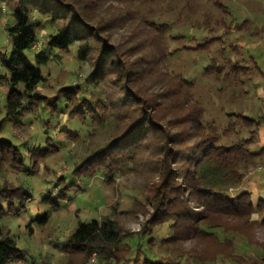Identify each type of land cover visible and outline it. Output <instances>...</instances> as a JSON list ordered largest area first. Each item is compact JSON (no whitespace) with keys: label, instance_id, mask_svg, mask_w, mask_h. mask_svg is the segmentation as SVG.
<instances>
[{"label":"trees","instance_id":"1","mask_svg":"<svg viewBox=\"0 0 264 264\" xmlns=\"http://www.w3.org/2000/svg\"><path fill=\"white\" fill-rule=\"evenodd\" d=\"M54 1L57 0H0V10L4 4L9 16L3 29L10 43L8 51L0 52V87L5 89L3 116L0 119V217L5 215L3 203L7 205V212L15 215L28 211L27 204L33 196L29 187L21 182L20 176H37L40 163L57 151L53 145L56 141L51 138L45 139L44 148L29 139L17 143L2 138L4 121L11 119L14 120L13 125L19 126L23 125L19 120L25 116L45 112L47 121L44 126L47 127L49 118L65 114L67 120L78 127L85 125V136L90 138L96 129H103L107 121L110 96L94 98L92 91V87L102 81L108 82L113 88L111 98L116 99L115 103L128 107L127 118L135 123L124 134L126 136L131 131L132 138L126 144L128 147L125 144L121 146L118 145L121 135L114 132L109 142L88 150L78 161L75 155L70 156L74 162L72 175L87 180L94 177L110 180L129 163V157L119 151L127 150L132 139L142 146L150 136L156 140L158 138L164 157L159 162V181L151 190L155 213L148 234L151 235L155 227L166 224L169 235L160 240L159 247L162 249L179 242L182 237L191 238L199 244L204 239L213 238L218 246L214 251H208L203 246L198 252L184 253L178 250L170 256L153 254L151 247L154 242L151 237L146 242L150 248L147 251L140 249L141 236L146 231L122 233L115 219L103 216L79 222L63 237L51 241L50 249L32 255L28 248L17 245L8 227L0 224V264H32L33 261H37L36 264H50L53 256L60 260L66 256L68 261L72 257H80L82 263L89 262L95 256L96 264H218L223 257H226V264H255L259 261V264H264L263 246L245 237V228L254 227L255 222L264 224V212L261 211L263 200L260 199L253 206L249 192H241L236 196L227 193L228 185L236 186L244 177L240 170L246 171L250 165L254 166L255 158L264 153V148L258 151L252 149L258 143V131L264 117L253 112V117L241 112H230L225 126L215 120H205L203 106L192 93V79L181 74L169 80L171 77L165 74L168 88L163 98L166 103L158 112L176 116H172L164 125H159L151 107L137 101L135 95L129 92L127 83L135 82L140 74L133 72L131 66L123 64L111 48L105 45L96 47L97 31L79 18L72 7L57 1L56 8H52L50 3ZM217 5L221 7L219 3ZM243 22L235 24L236 30L249 32L246 31L249 24ZM42 29L49 34L44 47L31 62L25 52L38 43L39 31ZM212 42L199 43L195 49L208 51ZM151 44L152 56L157 58H165L178 50L169 52L161 44L157 47L154 42ZM71 47L75 49L78 61L96 55L92 71L81 82L58 88L52 97L47 98L39 91L45 81L41 67L49 61L61 60V54ZM238 47L231 44L227 46L232 53H237ZM217 53L218 57L210 59L203 71L214 77L220 86L218 91L230 89L231 98L236 99L245 93L244 90H238L244 78L250 80V75L256 72L260 74L261 71L251 57L248 60L253 67H249L243 58L236 60L235 56H227L224 47ZM60 106L62 112H58ZM235 118L238 124L231 121ZM144 128H148L147 132L139 136L138 130ZM173 128H180V131L172 132L170 129ZM232 132L235 140L229 138ZM67 137L74 140L76 136ZM191 138L194 141L188 145ZM8 175L14 176V183L7 181ZM57 180L59 183L64 179L58 177ZM71 186L63 183L54 195L44 196L41 203L56 210L59 201L67 200V190ZM188 198L201 211L189 210ZM253 213L262 216L259 222L249 221ZM48 217L46 213L36 219L39 228L48 221ZM221 217L240 219L241 225H230ZM30 224L26 225L29 230ZM234 236L240 237L239 244H235L238 254L232 252ZM133 245L136 247L133 248Z\"/></svg>","mask_w":264,"mask_h":264},{"label":"rangeland","instance_id":"2","mask_svg":"<svg viewBox=\"0 0 264 264\" xmlns=\"http://www.w3.org/2000/svg\"><path fill=\"white\" fill-rule=\"evenodd\" d=\"M57 1L66 7H72L79 18L97 31L96 47L105 45L111 48L121 58L123 64L131 66L133 72L140 74L135 82L127 83L129 92L135 95L137 101L147 104L148 108L151 107L154 111L153 117L159 125H164L166 121L176 116L172 114V117L171 114L158 112L160 107L166 103L163 98L168 88L165 85L167 83L165 74H169L171 77H168L169 80H173L174 75L181 74L192 79L194 83L192 93L203 106L205 120H215L216 123L225 126L228 121L227 114L230 112H241L251 117L253 113H257L262 118L264 117V0ZM57 1L50 3V6L56 8ZM13 3L15 2H11ZM218 3L221 7L217 5ZM1 7L0 52L3 53L10 48L8 36L3 29L9 16L4 4ZM243 21L249 24L246 29L249 32L236 30L235 24H242ZM48 34L45 29L40 30L38 43L33 49L25 52L31 62H34V55L44 47ZM210 41L213 42L208 51L195 49L199 43ZM152 42L156 47L161 44L166 51L173 52L175 49L179 51L166 55L165 58H157L152 56ZM229 44L239 45L237 53H232L227 48ZM221 47L225 48L227 56H235L236 60L243 58L249 67L253 65L248 59L253 58L261 71L260 74L256 72L255 75H250V80L244 78L245 81L238 90H244L245 93L236 99L231 98L232 90L230 89L224 88L223 91H218L220 86L214 77L203 71L210 59L218 57L217 50ZM61 55V60L55 58L56 60L49 61L46 66L41 67L45 81L39 91L47 98L52 97L58 88L85 79L92 71L96 56L93 54L85 61H78L73 47ZM112 90L108 82L102 81L98 86L92 87L94 98L95 96L102 98L110 96V106L107 105L109 110L105 127L96 129L90 138L85 136L87 134L85 125L78 127L67 120L65 114H57L49 118L47 127L44 126L47 121L45 112L25 116L23 120H19L23 123L19 126L13 125L14 120L4 121L2 138L17 143L20 140L29 139L31 142L36 141L42 148L45 147V139L51 138L56 141L53 145L57 151L40 163L37 176L27 174L20 176L21 182L29 187L33 196L27 204L28 211L15 215L7 212V205L3 203L5 204V206L2 204L5 215L0 217V224L8 227L17 245L28 248L32 255H39L50 249L51 241H55L57 237H63L79 222H87L103 216L115 219L122 233L135 234L146 231L141 236L140 249L147 251L150 248L146 242L151 237L154 242L151 247L153 254L175 255L178 250L184 253L198 252L203 246L208 251H214L218 244L213 238L204 239L199 244L191 238L182 237L179 242L163 247L166 249L160 248V240L169 235L166 224L155 227L151 235L148 234L155 213L151 202V190L159 181V162L164 157L158 144V138L156 140L150 136L146 144L142 146L132 139L127 150L119 151L129 157V163L110 180H103L100 177L87 180L72 175L74 162L69 158L70 156L75 155L78 161V158L80 159L88 150L109 142L114 132L121 135L118 145H126L132 138L131 131L126 136L124 133L131 130L135 121L127 118V106H119L115 103L116 99L111 98ZM4 102L5 89L0 87V119L3 116ZM59 111H63L61 106ZM231 121L238 124L237 118ZM262 126L264 127V118ZM147 129H140L141 132L138 130L139 136L147 132ZM170 130L179 132L180 128ZM67 135L76 137L73 140ZM261 137L264 138L263 135ZM229 138L235 140L233 132ZM193 141L192 138L189 139L188 145ZM252 149L258 151L260 148L254 146ZM240 171L244 173V177L238 185H228L227 193L230 196H236L241 192H249L253 206L260 199L263 200L261 211L264 212V153L259 158H255L254 166L250 165L246 171L244 169ZM58 177H62L63 182L58 183ZM7 179V181L15 182L13 175H8ZM63 183L72 185L67 190L66 201H59L56 210L41 203L44 196L54 195ZM257 192H259L258 195ZM187 200L190 202L187 203L189 210L201 211L193 200L190 198ZM46 213L49 214L48 221L42 225V228H39L36 219ZM261 217L253 213L249 221L259 222ZM221 218L230 225H241L240 219ZM29 223H31L30 230L26 228ZM248 227L245 228L247 231L245 237L262 245L264 250V224L255 222L254 227ZM238 237L233 238L232 252L236 254L239 253L235 245L239 244L240 237ZM230 246L232 248V244ZM135 247L133 245V248ZM58 258L53 256L49 261L50 264H96L97 261L95 256H92L87 263H82L80 257H72L69 261L66 256L63 260ZM34 262L32 264H36L37 261ZM225 262H227L226 257H223L218 264H226Z\"/></svg>","mask_w":264,"mask_h":264},{"label":"crops","instance_id":"3","mask_svg":"<svg viewBox=\"0 0 264 264\" xmlns=\"http://www.w3.org/2000/svg\"><path fill=\"white\" fill-rule=\"evenodd\" d=\"M264 136V127L262 126L260 129H259V131H258V137H259V141H258V143H257V145L256 146H258V148H264L263 147V140H264V138H262L261 136ZM263 193H264V191H263ZM259 194V192H257V195Z\"/></svg>","mask_w":264,"mask_h":264}]
</instances>
